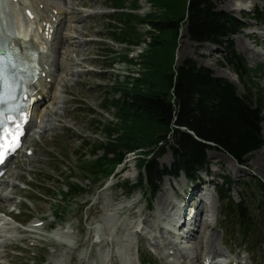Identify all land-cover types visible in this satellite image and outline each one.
Returning <instances> with one entry per match:
<instances>
[{
  "label": "rangeland",
  "instance_id": "1",
  "mask_svg": "<svg viewBox=\"0 0 264 264\" xmlns=\"http://www.w3.org/2000/svg\"><path fill=\"white\" fill-rule=\"evenodd\" d=\"M110 1L48 0L51 6L60 8L66 14L56 35L58 41L61 35L70 38L61 50L65 68L56 78L52 99L41 109L36 124L33 121L30 127L26 143L34 156L25 157L22 152L17 164L0 182V242L3 248L0 264H34L31 257L37 251L31 247H38L40 243L49 248L38 252L43 262L37 261L36 264H140L138 251L150 253L156 264H201L211 243L215 251L229 255L234 261L257 264L261 260L263 245L254 252H248L247 246L237 248V236L229 240L218 229L223 222L218 199L216 208L208 210L206 216L201 211V223H196L191 239L177 241L179 237L171 229L178 214L177 199L181 198L183 189L190 186H184L182 177L162 180L149 206L143 193L134 192L127 197L116 188L117 184L133 185L137 182L138 172L131 156L101 187H93L80 177L76 153H88L82 149L85 143L93 145L103 141L102 133L97 129L98 123L114 121V113L103 109L104 99L117 98L115 89L119 84L126 82L129 76H138L140 68L137 63L150 39L147 27H137L142 37L138 47L113 42L107 26L114 14L107 8ZM208 1L218 13L243 21L244 28L228 40L233 50L251 68L264 63V26L243 19L245 13L254 9L264 10V0ZM138 7L139 10L135 12L142 18L151 8L147 0H138ZM14 10V7L4 5L0 0V13L8 15ZM127 10L125 12H129ZM13 23L17 24V21L11 19L3 25L10 29ZM243 43L249 55L240 49ZM58 46H54V51ZM226 47L227 43L221 47L194 43L181 29L175 51V66L185 59L192 60L196 66L207 69L212 77L234 85L241 93V85L223 62ZM126 53H129L132 65L120 60ZM257 82L264 87V79ZM261 115L262 146L249 154L244 164H238L220 150L210 148L206 152L210 170L214 173L211 175L213 180L217 178L216 183L221 185L218 176H224L235 184L230 192L233 202H238L245 192L238 183L252 180L264 186V165L257 169L253 167L254 159L264 152V111ZM42 124L45 127H41ZM171 144L170 141L162 147L158 159L160 168L169 169L174 162L169 147ZM70 172L75 174L84 191L67 204L58 196ZM34 187H37L35 193L32 191ZM206 197L214 206L212 193ZM161 198H165L166 205H159ZM57 210L58 214L55 213ZM18 213L19 216L16 215ZM11 217L25 225H18ZM203 219L207 221L202 222ZM41 221L43 225L34 228ZM96 224L102 228L100 243L96 242L100 234L95 236L94 233ZM224 225L227 227L229 222L225 221ZM138 231L147 241L137 234ZM228 232H231L230 227ZM176 241L180 244L177 245ZM224 241H232L228 242L232 249L223 247ZM169 251L174 255L168 257Z\"/></svg>",
  "mask_w": 264,
  "mask_h": 264
},
{
  "label": "trees",
  "instance_id": "2",
  "mask_svg": "<svg viewBox=\"0 0 264 264\" xmlns=\"http://www.w3.org/2000/svg\"><path fill=\"white\" fill-rule=\"evenodd\" d=\"M147 2L152 11L142 18L134 13L138 9L137 0H111V8L125 10L128 3L132 11L117 12L111 17L109 27L114 42L138 46L142 37L137 27H147L150 39L137 63L138 76H129L126 82L119 84L115 89L116 99H104L103 108L114 113V122L98 123L97 129L104 141L83 145L82 149L87 150L93 160L82 161L86 155L81 152H77L76 157L82 163L81 178L96 183L110 175L128 154H133L139 177L136 185L125 187L129 192L140 188L153 196L162 176L183 173L193 178L207 166L205 153L210 147L201 141L214 144L240 164L249 153L262 146L259 125L264 110V88L255 80L264 76V65L249 68L228 45L223 62L237 76L241 93L230 83L212 77L207 69L197 67L192 60L185 59L176 67L177 39L184 26L190 41L222 46L224 39L236 34L242 24L215 11L208 0ZM244 16L264 24V12L255 10L252 15ZM121 59L132 65L128 54ZM170 141L174 163L170 171L161 170L157 159L162 147ZM67 177L75 175L70 172ZM245 188L247 191L254 188L260 193L259 198L247 195L246 199L256 203L264 219L261 184L257 187L246 184ZM81 191L78 184H68L65 196L69 199ZM224 210L234 218L242 236L248 237L257 228L245 202L225 204ZM261 226L264 231V220ZM262 237L264 242V233Z\"/></svg>",
  "mask_w": 264,
  "mask_h": 264
},
{
  "label": "bare ground",
  "instance_id": "3",
  "mask_svg": "<svg viewBox=\"0 0 264 264\" xmlns=\"http://www.w3.org/2000/svg\"><path fill=\"white\" fill-rule=\"evenodd\" d=\"M28 1H30V0H28ZM31 1H32L33 5H34V6L32 5L31 7L34 10V14L36 15V20L37 19H44L45 18V19H47V21H50L51 19L53 20V17H55V20H54L55 22H52V23L50 22V23L52 25V28H53V25L55 26V28H58L57 27V26H59L58 24L61 23V17L63 15L65 16L66 14L63 13L59 8H50L49 3L47 2V0H43L42 2H39V0H31ZM40 4L43 5V8L42 9L39 8V5ZM52 10H55L56 11V15L55 16L53 15ZM41 13H42V15H40ZM21 16H22V19L25 20L24 19V15L22 14ZM39 16H40V18H39ZM33 33L32 34H31V32L27 33V34H29L28 37H27V35H26V37H24L25 34H21L20 35V38L11 39L10 41L7 42V45L8 46H11V47H14V48H24V49H27L31 53L34 51L35 52V55H36L33 58L34 66L37 69H39L40 73H42L44 71H48L49 74H50L49 75V78L52 79V82L53 81H56V78L58 77L59 72L62 71L63 70V67H64V64L63 65L61 64V61H62L61 56L63 55V54H61V50H62L61 49V46L57 50V52L55 53L56 54L55 55V60L53 62L52 55H50V50H49L48 44L44 45L45 43H43V42H49V41H44V40H42V38L38 34H36V33L33 34ZM25 38H27V39H25ZM68 39L70 40L69 37H66V36H63V35L60 36V42L61 43L62 42H64V43L66 42L67 43L68 42ZM49 40H51V39H49ZM241 45L242 46H239V47L243 51V53L249 55L248 48L246 47V45L244 43L241 44ZM210 46L211 47H214L212 45H210ZM38 47L41 48L43 54H39L38 53ZM62 47H63V44H62ZM231 76L236 79V77L233 74H231ZM41 79H42V76H41ZM42 82H43V80H42ZM235 82H237V81H235ZM47 96H48V93L46 95V98H47ZM41 127H45V125L42 124ZM263 133H264V128H263ZM261 165H264V152L261 153V154H259V156L257 158H255L254 159V162H253V167L255 169L259 168ZM158 203L161 206H164V204L166 205L165 198H163V199L161 198L158 201ZM203 229L204 228H202V230ZM97 234H99V233H97ZM199 236H202V234H200ZM199 239H201V238H199ZM209 242H211V241H209ZM210 248H214L213 243L210 244L209 250H210ZM215 253H216L215 248L211 252L209 251V254L210 255H213Z\"/></svg>",
  "mask_w": 264,
  "mask_h": 264
},
{
  "label": "snow or ice",
  "instance_id": "4",
  "mask_svg": "<svg viewBox=\"0 0 264 264\" xmlns=\"http://www.w3.org/2000/svg\"><path fill=\"white\" fill-rule=\"evenodd\" d=\"M3 59L4 54H0V64H2ZM11 67L15 68L16 65L12 64ZM2 80L3 69L0 68V81ZM21 116H23V113H21ZM8 119L14 121V117L9 116ZM22 134V129L19 124L0 127V161H3L9 151H14L16 147H19V136Z\"/></svg>",
  "mask_w": 264,
  "mask_h": 264
}]
</instances>
